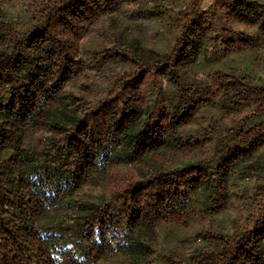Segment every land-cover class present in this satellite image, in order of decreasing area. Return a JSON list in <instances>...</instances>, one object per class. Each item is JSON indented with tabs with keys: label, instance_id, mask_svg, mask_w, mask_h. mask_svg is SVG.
<instances>
[{
	"label": "trees",
	"instance_id": "obj_1",
	"mask_svg": "<svg viewBox=\"0 0 264 264\" xmlns=\"http://www.w3.org/2000/svg\"><path fill=\"white\" fill-rule=\"evenodd\" d=\"M0 0V264H264V0Z\"/></svg>",
	"mask_w": 264,
	"mask_h": 264
},
{
	"label": "rangeland",
	"instance_id": "obj_2",
	"mask_svg": "<svg viewBox=\"0 0 264 264\" xmlns=\"http://www.w3.org/2000/svg\"><path fill=\"white\" fill-rule=\"evenodd\" d=\"M212 0H203L202 5L204 8H207L211 4Z\"/></svg>",
	"mask_w": 264,
	"mask_h": 264
}]
</instances>
